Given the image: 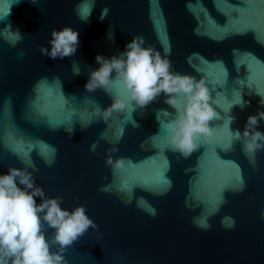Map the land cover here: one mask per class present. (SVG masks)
Instances as JSON below:
<instances>
[{
    "label": "water",
    "instance_id": "obj_1",
    "mask_svg": "<svg viewBox=\"0 0 264 264\" xmlns=\"http://www.w3.org/2000/svg\"><path fill=\"white\" fill-rule=\"evenodd\" d=\"M66 25L76 54L43 56ZM136 34L211 91L215 138L188 158L170 145L176 110L163 94L140 108L119 82L111 94L85 89L96 56L119 55ZM115 97L128 108L105 123L98 110ZM262 100L264 0H0V174L35 167L62 207L86 206L99 228L68 248V264H264V150L251 163L240 141L229 148L228 127L235 117L242 134ZM112 147L127 158L120 170L106 165Z\"/></svg>",
    "mask_w": 264,
    "mask_h": 264
},
{
    "label": "clouds",
    "instance_id": "obj_2",
    "mask_svg": "<svg viewBox=\"0 0 264 264\" xmlns=\"http://www.w3.org/2000/svg\"><path fill=\"white\" fill-rule=\"evenodd\" d=\"M107 11L104 9L103 13ZM109 38H112L111 32ZM79 43L78 31L66 25L53 29L50 49L40 45V51L43 56L62 60L74 56ZM95 59L100 67L91 71L86 91L94 93L101 89L111 94L114 83L119 82L140 108L157 101L163 94L165 103L176 110L175 118L167 124L170 145L184 158L198 150L201 143L215 138L217 130L210 122L220 119V116L210 102L211 91L205 80L173 72L171 59L162 57L154 46L147 44L142 34L134 35L119 55L108 58L98 54ZM73 65L77 63L73 62ZM80 73L79 70L73 72L74 75ZM181 96L184 98L182 107ZM238 104L242 108L245 106L241 99ZM127 108L126 98L115 97L108 108L98 111L107 123L114 113H123ZM234 119L228 118L233 137L229 148L235 141H240L243 144L241 150L255 164V153L264 150V133L257 130L259 122L264 120V111L248 117L242 134L230 128ZM133 126L139 127L136 122ZM97 146L98 142H94L91 151H95ZM117 151V147L107 150L106 165L114 171L122 169L127 159L123 156L113 159L111 153ZM29 167L32 166L21 168L10 165L6 173L0 174V264H68L64 253L90 227L98 229L99 225L87 214L85 205L70 210L62 207V196L47 195L44 188L36 183L33 174L39 169L32 167L30 171ZM48 229L53 230L51 237L46 234ZM54 246L56 250H53Z\"/></svg>",
    "mask_w": 264,
    "mask_h": 264
}]
</instances>
